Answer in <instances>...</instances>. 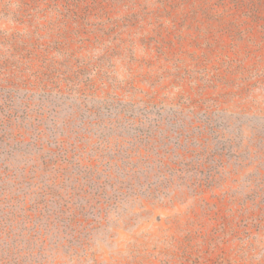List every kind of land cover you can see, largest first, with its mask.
I'll return each instance as SVG.
<instances>
[{
    "label": "rangeland",
    "instance_id": "rangeland-1",
    "mask_svg": "<svg viewBox=\"0 0 264 264\" xmlns=\"http://www.w3.org/2000/svg\"><path fill=\"white\" fill-rule=\"evenodd\" d=\"M19 86L36 174L6 138L2 205L33 214L38 262L264 264V0H0V94ZM76 159L109 193L67 246Z\"/></svg>",
    "mask_w": 264,
    "mask_h": 264
},
{
    "label": "trees",
    "instance_id": "trees-1",
    "mask_svg": "<svg viewBox=\"0 0 264 264\" xmlns=\"http://www.w3.org/2000/svg\"><path fill=\"white\" fill-rule=\"evenodd\" d=\"M19 87L22 90L25 89L26 95L17 96L9 91L2 95L0 94V102L6 101L13 106L19 104L23 107V109L9 107L4 109V111L0 110V264H44L38 262V257L43 258L45 256L34 251V246L37 243V238L34 236L36 233L35 221L33 219V214L31 212L27 213L28 209H24L23 206L25 202L23 201L20 208L18 205H10L12 203L11 200H8L6 203L7 205H2V199L3 196H5L4 192L8 187H11L10 180H13V178H8V176L2 171V167L5 163L4 157L2 156L6 150L5 146L9 145V142L6 143L4 141L6 138H9L17 146L18 144H26L23 147L25 151L19 152V156L23 157L16 161L18 164L15 167L10 168L14 172V175L24 172H27L29 175L36 174L35 151L33 150V147H31V145L35 146L36 142L26 143L23 134H12L16 128L19 129L21 127L20 129H23L25 132H31L36 127L34 125L36 112L32 109L33 104L36 102V98L32 95L33 92L31 89H26V87L22 88L21 86ZM18 90L20 91V89ZM41 114L43 115V112L40 113V115ZM19 135H21L22 138L16 140V137ZM34 139L36 140V138ZM13 155H15L14 152L10 156L13 157ZM13 158L16 159L15 157ZM96 170L97 168H94L91 171H85L84 167H82V162L79 161V159L71 162L66 160V193L68 194L70 203L74 198H81V200H83V202L77 206H74L73 203L67 206L66 211L67 216L70 217V229L71 224L75 222L77 215L81 213V211H91L94 212V214H100L102 211L101 208H90L84 204L85 196L90 197L88 202H91L100 190L104 192V195L109 193L106 186L99 185L101 179L96 175ZM108 177L107 181H111L112 179ZM6 208L9 209L6 210ZM81 238L80 233H77L75 229H71L66 238V245H72V242L75 245H79ZM42 245L45 247L44 242L38 243L36 247L39 249Z\"/></svg>",
    "mask_w": 264,
    "mask_h": 264
}]
</instances>
